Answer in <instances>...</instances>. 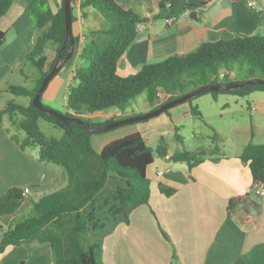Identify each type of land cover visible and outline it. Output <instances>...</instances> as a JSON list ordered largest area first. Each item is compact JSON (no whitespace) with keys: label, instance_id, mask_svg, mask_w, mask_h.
Returning a JSON list of instances; mask_svg holds the SVG:
<instances>
[{"label":"trees","instance_id":"16d2710c","mask_svg":"<svg viewBox=\"0 0 264 264\" xmlns=\"http://www.w3.org/2000/svg\"><path fill=\"white\" fill-rule=\"evenodd\" d=\"M13 2L0 0V19ZM48 2L23 0L26 14L37 28L35 43L25 61L36 69L37 75L32 89L8 86V93L28 102L25 105L7 102L0 109V122L4 115L10 120L20 116L16 126L24 137L10 136L13 143L23 152L37 147L39 163L59 167L66 183L36 201L27 199L24 189L16 187L0 197V218L14 215L25 202L30 205L29 212L20 220H13L2 233L0 253L9 247L25 246L31 251L32 245L48 244L50 264H103L105 237L119 224H128L135 209L148 204L146 170L154 158L184 163L191 170L202 163L207 152L177 150L170 153L163 137L152 151L145 139L134 133L108 143L97 153L90 143L93 134L86 133V129L114 120L94 124L90 122L91 116L108 109L125 112L130 101L143 93L152 111L203 86L264 81V36H235L229 41L203 42L189 54L172 55L143 66L134 75L120 77L117 69L137 36L136 27L147 20L122 9L114 0H70L71 23L75 20L73 9L78 10L82 18L86 17V10H93L101 20V27L89 33L85 47L77 54L86 64L77 67L72 75L65 106V115L72 120L63 122L32 105L42 79L58 56L63 62L62 68L73 58L78 44V38L73 37V52L68 56L70 43L64 41L63 0L59 1L55 12ZM204 4L188 1L186 8L203 7ZM4 41L5 32L0 30V51ZM49 44L54 45L50 56L44 52ZM254 92H264V85L209 94L213 98L217 94L243 98ZM161 96L164 100H160ZM170 109L163 113L168 114ZM191 115L202 119L196 108H191ZM39 121L62 130V138L45 137L39 129ZM179 129L174 128V138L181 145ZM238 159L249 169L254 185L264 184V144H246ZM160 192L169 197L175 190L160 187Z\"/></svg>","mask_w":264,"mask_h":264},{"label":"crops","instance_id":"0c3cea01","mask_svg":"<svg viewBox=\"0 0 264 264\" xmlns=\"http://www.w3.org/2000/svg\"><path fill=\"white\" fill-rule=\"evenodd\" d=\"M59 1L49 0L53 12ZM188 1L203 0H114L122 9L147 20L123 55L117 69L120 77L134 75L143 66L169 56L189 54L203 42L264 36V0H252V8L239 0H204L203 7L186 8ZM14 2L0 19V30L5 32L0 51V94L8 86H18L13 78L21 73L37 37L36 25L26 14L23 0ZM86 14L72 23L71 33L78 44L73 58L63 65L70 70L68 84L75 69L84 66L77 54L85 47L87 36L101 27L93 10H86ZM34 79L31 77L30 89ZM45 99L53 101L49 95ZM254 103L257 112L264 115V96ZM191 108L186 102L168 111L173 130L192 119ZM112 115L118 117L116 120L129 116L119 111ZM244 146L225 155L216 145L191 170L184 163L155 157L146 170L148 204L135 209L128 224H119L105 237L103 264H264V196L253 193L250 171L238 159ZM28 150L23 152L13 143L1 121L0 197L16 187L27 191V199L36 201L65 185L62 170L39 163L38 153L32 155ZM160 187L174 189L175 193L167 197ZM24 204L27 209L23 216L30 209L28 202ZM14 219V215L0 218V239ZM0 264H50L49 245H32L31 251L25 246L9 247L0 253Z\"/></svg>","mask_w":264,"mask_h":264},{"label":"rangeland","instance_id":"374dc122","mask_svg":"<svg viewBox=\"0 0 264 264\" xmlns=\"http://www.w3.org/2000/svg\"><path fill=\"white\" fill-rule=\"evenodd\" d=\"M16 3L17 0H15L14 5ZM72 14L76 19L80 17L78 10L76 9H73ZM53 50L54 45L49 44L44 52L50 56L53 54ZM85 64L86 63L84 62V65ZM20 69L21 73L17 72L13 78L14 83L30 89L32 86L31 83H33L31 77L32 79H34V77L36 79L37 71L28 61H25ZM68 75H70V70L67 66L62 67L57 72L49 82L47 90L44 91L40 98L42 105L58 113H66V96L68 86L71 84V81L68 84ZM6 91L0 94V107H5L6 103L10 101L20 105H25V102H28L27 99L25 101V98L15 97ZM47 95L53 100L51 103L47 102L45 99ZM226 96L231 95L217 94L216 97L213 98L212 95L208 93L188 101V104H190L192 108L197 109L202 119L200 120L196 117H192V119L184 122L179 127L178 135L182 138L181 145L178 144L174 138V130L168 123L167 114L161 113L160 115L146 121L136 122L120 126L107 132L93 134L90 138L91 146L95 152L99 153L108 143L134 133H140L144 138L146 137V144L152 151L155 150L159 141V137L155 138L153 135H161V137L165 139L170 153L177 150H209L207 151V154H210V150L218 145L221 154L225 153V155H228L234 153L239 147L248 143L264 144V115H260L257 112L254 103L257 97L264 96V94H252L249 97L243 98ZM160 98V100H164L163 96ZM224 98L229 99H226L225 101ZM150 108L151 105L146 99V93H143L136 99L130 101L125 113L129 115L127 118H130L144 115L150 112ZM173 108L174 107L171 109ZM117 111L118 110L116 109H108L100 113H95L91 116L90 122L94 124H102L110 119H113L114 121L122 120H116L118 117L112 115ZM110 115L112 116L109 117ZM20 119V116H15L13 120H10L7 115H4L2 116V123L10 136L15 135L19 139H22L24 133L18 130L16 126V123ZM39 129L47 138L58 140L63 136L62 130L44 121H39ZM38 150L39 149L35 147L30 148L28 152L33 155L38 153ZM215 154L216 153H214V155ZM49 166L52 165L49 164ZM54 168L61 170L56 166H54ZM26 209V204H23L18 212L14 214V221L20 220Z\"/></svg>","mask_w":264,"mask_h":264},{"label":"water","instance_id":"95a60500","mask_svg":"<svg viewBox=\"0 0 264 264\" xmlns=\"http://www.w3.org/2000/svg\"><path fill=\"white\" fill-rule=\"evenodd\" d=\"M63 12H64V21H65V39L69 40V50H68V56H70L73 52V36L71 33V27H72V23H71V4H70V0H63ZM62 61L60 60V57L58 56L55 64L53 65V67L51 68V70L44 76V78L41 81V84L39 86V88L37 89L33 99H32V105L33 107L44 113L47 114L48 116H52L55 117L63 122H67L69 120H72L69 116H66L65 114H61L58 113L48 107H45L44 105L41 104L40 98L41 95L43 93V91L45 90V88L47 87V85L49 84V82L52 80V78L57 74V72L60 70L61 66H62ZM256 85H264V81L262 80H247V81H243V82H232V83H221V84H217V85H207V86H203L197 90H194L190 93H187L183 96L177 97L169 102H167L166 104H162L161 106H159L157 109L152 110L144 115H140V116H134V117H130V118H125L119 121H114L99 127H88L86 129V133H91V134H97V133H103V132H107L109 130L118 128L120 126H124V125H128V124H133L136 122H142V121H146L149 120L151 118H154L158 115H160L161 113H163L164 111H167L168 109L175 107L177 105L186 103L200 95L206 94V93H221V92H229V91H234L237 89H241V88H245L248 86H256Z\"/></svg>","mask_w":264,"mask_h":264},{"label":"built area","instance_id":"2783aa9c","mask_svg":"<svg viewBox=\"0 0 264 264\" xmlns=\"http://www.w3.org/2000/svg\"><path fill=\"white\" fill-rule=\"evenodd\" d=\"M211 1H221V0H211ZM233 1V0H232ZM239 1H244L246 3V5L248 6V8H252L254 6L252 0H239ZM201 2H205L204 0ZM169 21H172L169 20ZM144 28V24H138L136 27V31L139 32ZM253 193L258 196V197H263L264 196V184H257L253 186ZM23 195L26 196L27 195V191L24 190Z\"/></svg>","mask_w":264,"mask_h":264}]
</instances>
